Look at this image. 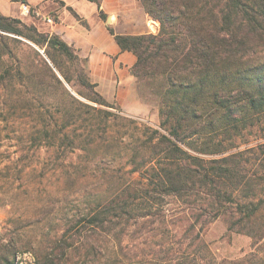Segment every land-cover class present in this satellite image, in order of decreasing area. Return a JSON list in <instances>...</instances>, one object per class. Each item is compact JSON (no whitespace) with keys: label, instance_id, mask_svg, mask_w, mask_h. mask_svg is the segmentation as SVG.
Listing matches in <instances>:
<instances>
[{"label":"trees","instance_id":"16d2710c","mask_svg":"<svg viewBox=\"0 0 264 264\" xmlns=\"http://www.w3.org/2000/svg\"><path fill=\"white\" fill-rule=\"evenodd\" d=\"M138 2L148 16L158 21V31L139 35L115 34L111 28L109 31L121 50L136 56L130 72L136 78L138 96L156 101L158 127L90 104L111 107L95 90V84L80 76V84L90 93L78 92L84 101L71 96L75 104L63 107L59 128L48 123L42 132L49 144L57 137L65 157L66 150L83 151L84 164L66 162L74 168L66 166L64 170L69 187L64 188L61 196L39 202L34 217L28 216L14 199L9 202L7 191L0 192V206L8 207V217L0 234V264L13 263L16 253L21 251L18 250L20 241L33 247L37 264H91L96 255L91 237L100 230L111 231L107 232L111 251L106 256L100 255L105 258L103 264H126L116 250L121 245V232L115 229L118 225L122 226L121 231L125 229L141 198H183L206 185L210 199L207 207H201L204 212L199 214L208 213L203 223H211L225 211L222 201L233 199L234 190L241 184L246 183L241 190L248 188L250 177L242 173L240 166L244 150L213 158L198 154L230 149L232 143L226 147L215 141L222 132L239 134L242 128L255 122L262 123L264 129V53H261L264 51V0ZM99 16L105 19L104 13L100 12ZM156 20H152L153 26L157 25ZM0 31L22 35L38 46H45V54L60 73L54 53H62L72 60L79 58L57 34L37 30L1 13ZM84 61L87 63L86 58ZM61 74L70 81L68 74ZM116 120L125 121L121 137L107 134L111 122ZM83 122L82 130L77 132L73 124ZM123 135L128 136L125 142H121ZM256 149L264 153V142L245 150ZM120 150L126 154L123 164L109 171L100 170L102 181L109 182L106 190L86 192L77 187L81 177L95 175L89 165L104 157L115 161L121 155ZM135 175L139 178L132 179ZM220 183L232 184L233 188L224 190L219 187ZM234 205L233 213L238 215L235 223L253 229L263 203L236 201ZM197 217L196 221L200 219ZM43 220L54 223L55 227L39 235L29 234L34 222ZM261 224L264 226V222ZM263 235L261 230L258 236ZM198 236L192 252L168 258L163 264H197V255L206 249ZM146 264L155 263L150 260Z\"/></svg>","mask_w":264,"mask_h":264},{"label":"rangeland","instance_id":"374dc122","mask_svg":"<svg viewBox=\"0 0 264 264\" xmlns=\"http://www.w3.org/2000/svg\"><path fill=\"white\" fill-rule=\"evenodd\" d=\"M37 6L40 7V5ZM38 7L35 8L38 9ZM9 17L20 19L27 26L33 25L37 30H48L42 21L36 20L41 19L35 14L21 16L19 6L18 12ZM33 18H36L34 22ZM158 25L157 21L156 26ZM44 48L45 46H38L22 35L0 31V192L7 191L9 202L13 199L17 201V204L22 205L21 209L24 208L30 217H34L33 214L39 202L53 196H61L64 188L69 187L64 170L66 166L68 169L74 168L66 162L71 161L74 165L82 166L83 156H86L83 151L73 149V152L66 150L67 157H65L63 147L61 145L58 147L57 137L52 144H49L42 129L48 123L55 124L54 126L58 129L59 122L63 118V107L70 108L71 104H75L71 101V96L83 100L84 98L78 92L90 93L89 89L80 84V76L88 78L87 63L81 56L78 60H72L62 53H54L61 73L65 72L71 78L67 82L49 60ZM5 70H9L8 73ZM140 100L148 104L151 110L149 117L144 119L125 114L113 101H108L111 107L94 102L89 103L117 115L133 118L139 123L158 127L159 115L156 101L151 97L146 100L140 98ZM124 123L125 121L122 120L111 122L107 134L121 137L124 132L122 128ZM84 124V122L75 123L73 127L80 132ZM101 126L103 123L98 126L99 131ZM127 139L128 136L123 135L121 142ZM215 141L221 142L223 146L232 145V147L217 153H199L198 155L213 158L226 156L236 150H244V159L240 166L242 173L250 177L248 188L241 190L246 185L243 183L234 190L233 199L222 201L226 206L225 211L211 223H203V220L209 217L208 213L199 214L204 212L202 206L207 207L210 199V190L206 185L183 198L175 196L157 199L141 198L138 209L131 212L132 219L125 229L121 231V225L115 229L121 232V245L116 250L126 264H146L150 260L155 264H163L168 258L179 256L185 251L192 252L197 244V238H195L197 234L206 246L205 251L197 255V264L264 262V235L260 238L258 236L261 230H264L261 224L264 222V153L258 149L253 152L245 150L264 142L263 125L255 122L234 135L222 132ZM120 152L121 155L115 161L104 157L98 163L89 165L95 170V175L81 177L79 179L81 183H78L77 187L81 190L85 189L86 192L106 190L109 182L102 181L101 171H109L123 164L126 154L125 151L120 150ZM190 153L196 152L190 150ZM133 178L138 179L139 176L135 175ZM219 187L231 190L233 185L223 186L220 183ZM236 201L263 203L261 214L255 221L256 225L253 229L249 225L235 223L238 217L233 213ZM60 205L58 208H61ZM7 208L0 206V234L3 232V223L8 217ZM197 216H200L198 221H196ZM31 227L29 234L39 235L43 231H50L55 224H49L43 220L40 223L34 222V226ZM107 232L111 231L100 230L92 235L91 241L95 246L96 255L92 257L91 264H103L105 258L100 255L106 256L110 253L112 244ZM252 234L255 235L252 236ZM193 239H196V243H192ZM25 243L18 242V250L32 251L33 247ZM202 255L206 258L203 259Z\"/></svg>","mask_w":264,"mask_h":264},{"label":"crops","instance_id":"0c3cea01","mask_svg":"<svg viewBox=\"0 0 264 264\" xmlns=\"http://www.w3.org/2000/svg\"><path fill=\"white\" fill-rule=\"evenodd\" d=\"M52 16L53 23L42 21L50 33L57 34L76 55L87 59V73L95 90L107 101H113L125 114L149 117L150 106L137 93L136 78L130 72L136 60L134 53L121 50L115 34L139 35L158 31L138 0H23ZM62 2V3H60ZM42 4V5H41ZM19 0H0V13L18 12ZM105 14L101 19L99 13ZM109 18V20H107Z\"/></svg>","mask_w":264,"mask_h":264},{"label":"built area","instance_id":"2783aa9c","mask_svg":"<svg viewBox=\"0 0 264 264\" xmlns=\"http://www.w3.org/2000/svg\"><path fill=\"white\" fill-rule=\"evenodd\" d=\"M19 13L21 16H30L31 14H35L40 19H42L45 23L51 24L53 23V18L50 15L42 14L38 9L34 6H31L28 2L20 1L19 2ZM152 29L154 27L151 24ZM0 232H1V223H0ZM11 264H37L36 258L31 250H21L18 251L14 257V261Z\"/></svg>","mask_w":264,"mask_h":264},{"label":"water","instance_id":"95a60500","mask_svg":"<svg viewBox=\"0 0 264 264\" xmlns=\"http://www.w3.org/2000/svg\"><path fill=\"white\" fill-rule=\"evenodd\" d=\"M107 20H109V18H107Z\"/></svg>","mask_w":264,"mask_h":264}]
</instances>
